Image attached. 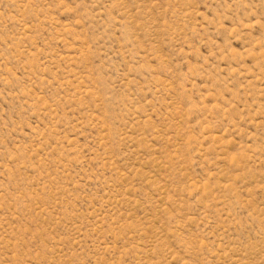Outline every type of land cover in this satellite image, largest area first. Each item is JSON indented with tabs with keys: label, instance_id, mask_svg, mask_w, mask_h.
I'll list each match as a JSON object with an SVG mask.
<instances>
[{
	"label": "rangeland",
	"instance_id": "obj_1",
	"mask_svg": "<svg viewBox=\"0 0 264 264\" xmlns=\"http://www.w3.org/2000/svg\"><path fill=\"white\" fill-rule=\"evenodd\" d=\"M0 264H264V0H0Z\"/></svg>",
	"mask_w": 264,
	"mask_h": 264
}]
</instances>
